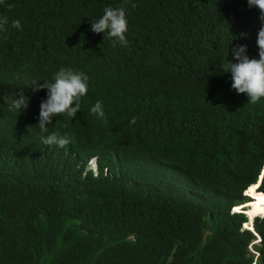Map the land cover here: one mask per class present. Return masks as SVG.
<instances>
[{"label": "trees", "instance_id": "16d2710c", "mask_svg": "<svg viewBox=\"0 0 264 264\" xmlns=\"http://www.w3.org/2000/svg\"><path fill=\"white\" fill-rule=\"evenodd\" d=\"M122 3L0 4L8 18L0 30V264H264V218L253 233L231 211L264 169V98L248 103L224 72L236 45L259 58L258 9L247 0H128L124 46L91 31L105 7ZM61 67L89 77L87 95L76 117H54L42 134L47 90H34ZM21 92L29 107L20 113L6 101ZM97 101L106 122L91 113ZM52 132L72 142L43 145ZM94 157L97 176L88 171ZM139 166L168 169L218 204L181 200ZM258 212L256 203L247 215Z\"/></svg>", "mask_w": 264, "mask_h": 264}, {"label": "clouds", "instance_id": "9594fccd", "mask_svg": "<svg viewBox=\"0 0 264 264\" xmlns=\"http://www.w3.org/2000/svg\"><path fill=\"white\" fill-rule=\"evenodd\" d=\"M128 0H123V3L119 7L107 6L103 10V15L91 22V31L97 34L107 33L109 38L118 41L120 44L126 46L127 40L125 33L127 32L128 23L126 19V7ZM4 0H0V4H3ZM249 8H256L259 11L260 28L257 33L256 44L258 47V59L251 58L247 55L246 45H236L232 47L231 54L232 60H229V65L224 72L231 73L232 84L231 87L238 94H247L248 103L256 104L261 98H264V0H247ZM13 5L9 4L8 8L11 9ZM132 7H135L133 4ZM8 23L7 17H0V30H5L4 26ZM11 26L17 29L21 28L19 20H12ZM241 37L246 34L241 33ZM235 39V37H234ZM89 77L81 71H74L68 67H61L55 74L52 81L45 80L34 91H40L46 89V99L42 100L39 111V123L38 126L42 134L48 133V125L52 124L54 117L66 114L70 118L76 117L81 108V98L87 95ZM10 103V107L21 112L25 111L29 107V97L25 93H19L16 98H7ZM91 113L95 114L98 118L104 119L105 113L101 101H97L94 106L91 107ZM136 118L133 117L130 123H135ZM41 142L45 146L56 145L64 148L72 142V138L67 134L61 135L58 132H52L47 135L41 136ZM116 160H119L116 158ZM123 163L126 161L122 160ZM114 161V165H115ZM132 164V162H130ZM129 164L121 167L122 171L126 173V168ZM139 166L138 169L146 170L151 174V180L154 181V185H157L160 189H170L175 191L181 200H190L200 198L204 204L203 206L209 207L210 205L216 206L217 201L212 200L209 195H199L196 186L187 183L185 180L172 176L168 172V169H155L153 167ZM88 171H92L94 176L99 173V159L94 157L89 160ZM168 171V172H167ZM264 178V169L256 184L250 186L243 192V196L248 200L238 206H232V213L243 214L247 218V222L244 224V229L255 233L254 222L258 218H264V215H258L253 220L246 214L250 207H246L248 203L253 202V198L249 191L251 188H255L258 194H263L260 191L262 181ZM186 192V193H185ZM201 194V193H200ZM240 207L241 210L235 209ZM248 225H251L252 229ZM261 238L256 234V239L253 244H260ZM253 251L252 247H249ZM254 252V251H253Z\"/></svg>", "mask_w": 264, "mask_h": 264}, {"label": "bare ground", "instance_id": "6f19581e", "mask_svg": "<svg viewBox=\"0 0 264 264\" xmlns=\"http://www.w3.org/2000/svg\"><path fill=\"white\" fill-rule=\"evenodd\" d=\"M32 148V147H31ZM21 157V156H20ZM253 188H251V190H252ZM255 189V188H254ZM251 190L249 191V193L251 194V197L253 198V202H251L252 203V207H250V209L248 210V211H253L254 210V205L257 203V204H259V205H261L262 206V208L264 209V195L263 194H258L257 193V191L256 190H254V192H255V195H253L252 193H251ZM186 193V192H185ZM251 203H248V204H251ZM247 204V205H248ZM246 205V207H248ZM237 208H240V207H237ZM236 208V209H237ZM236 209H235V212H236ZM247 211V212H248ZM247 212H246V214H247ZM264 212H258L257 214H254V217H253V219L256 217V216H258V215H264L263 214ZM249 216V215H248ZM250 217V216H249ZM251 219V218H250ZM253 219H251V220H253ZM249 226V228L250 229H252V227H251V225H248Z\"/></svg>", "mask_w": 264, "mask_h": 264}, {"label": "rangeland", "instance_id": "374dc122", "mask_svg": "<svg viewBox=\"0 0 264 264\" xmlns=\"http://www.w3.org/2000/svg\"><path fill=\"white\" fill-rule=\"evenodd\" d=\"M117 160H115V162H116ZM126 164L125 163H119L118 164V167H124ZM148 173V175H149V178H151V174L149 173V172H147Z\"/></svg>", "mask_w": 264, "mask_h": 264}]
</instances>
